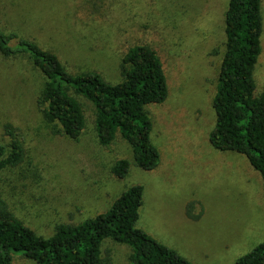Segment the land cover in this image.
I'll return each instance as SVG.
<instances>
[{"label":"rangeland","instance_id":"obj_1","mask_svg":"<svg viewBox=\"0 0 264 264\" xmlns=\"http://www.w3.org/2000/svg\"><path fill=\"white\" fill-rule=\"evenodd\" d=\"M228 0H0V29L15 31L56 52L71 71L93 69L118 80L125 50L146 43L159 55L167 83L162 102L146 105L150 137L159 162L150 170L131 163L125 177L110 167L131 159L121 137L98 143L92 104L76 95L86 122L77 140L52 134L36 103L42 74L22 57L0 54V143L18 130L23 161L0 168V194L38 234L58 222L77 223L106 210L132 184L143 186L135 226L195 264H233L264 240V194L260 173L244 155L218 150L209 141L212 97L224 51ZM261 53L253 76L264 88V0ZM194 200L193 214L186 204ZM111 264H128L130 248L106 239ZM12 264H37L20 252Z\"/></svg>","mask_w":264,"mask_h":264},{"label":"trees","instance_id":"obj_2","mask_svg":"<svg viewBox=\"0 0 264 264\" xmlns=\"http://www.w3.org/2000/svg\"><path fill=\"white\" fill-rule=\"evenodd\" d=\"M262 29L261 0H228L209 141L218 150L244 155L260 173L264 194V88L255 92L253 76ZM0 54L22 56L42 74L44 82L36 103L52 134L78 139L86 122L76 97L81 95L93 106L98 143L107 146L119 136L130 146L131 159H116L110 167L115 177H125L131 163L144 170L158 164L159 151L150 137L152 121L146 105L166 98L167 83L153 47L146 43L129 46L119 59L114 82L97 70L67 69L56 52L15 31L0 29ZM3 127L10 140L7 145L0 143V168L14 167L23 161L24 147L15 126L7 122ZM142 192L141 184H132L106 210L77 223L58 222L47 236L18 218L0 194V264H12L14 252L37 264H111V250L101 248L106 239L129 246L128 264H195L135 226ZM195 203L190 200L185 209L193 219L198 217L192 213ZM233 264H264V240Z\"/></svg>","mask_w":264,"mask_h":264}]
</instances>
